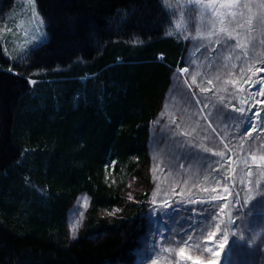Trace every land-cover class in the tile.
<instances>
[{
    "label": "trees",
    "instance_id": "16d2710c",
    "mask_svg": "<svg viewBox=\"0 0 264 264\" xmlns=\"http://www.w3.org/2000/svg\"><path fill=\"white\" fill-rule=\"evenodd\" d=\"M34 1L46 41L14 74L0 46V264H126L147 200L126 182L147 190L152 125L186 45L165 34L159 0ZM82 193L71 243L66 212Z\"/></svg>",
    "mask_w": 264,
    "mask_h": 264
},
{
    "label": "rangeland",
    "instance_id": "374dc122",
    "mask_svg": "<svg viewBox=\"0 0 264 264\" xmlns=\"http://www.w3.org/2000/svg\"><path fill=\"white\" fill-rule=\"evenodd\" d=\"M4 1L0 46L14 74L11 65L23 67L30 50L46 41V31L34 0L8 7ZM159 1L169 15L165 34L181 39L186 50L152 125L147 190L132 177L126 182L131 201L147 191L126 264H264V0ZM228 5L242 14V27L222 18L213 23ZM222 29L238 35V43L216 45L213 32ZM257 109L256 127L242 125ZM89 207L84 193L70 203L64 226L71 243L82 237Z\"/></svg>",
    "mask_w": 264,
    "mask_h": 264
},
{
    "label": "snow or ice",
    "instance_id": "6c2138e0",
    "mask_svg": "<svg viewBox=\"0 0 264 264\" xmlns=\"http://www.w3.org/2000/svg\"><path fill=\"white\" fill-rule=\"evenodd\" d=\"M164 2L166 3L167 0H164ZM229 7H231V11H229ZM211 11L213 13H216V8L213 7L211 9ZM220 17H215L214 16V19H213V23L215 22V19L217 18H222V22L226 25H231V24H240V26L242 27L243 25L241 24V20H242V14L239 13L238 9L236 8L235 5H228V6H222L220 8ZM213 35H215V43L216 45H220L221 43H228L229 41L233 42V43H238V35L236 37H233L232 35H224V31L222 29L221 33L219 34H216L213 32ZM209 39H211V37H209ZM214 50V49H213ZM185 71L187 70V66L185 65ZM262 71H264V69H260ZM252 87L254 88L255 85H252ZM189 88V92L191 93V87L188 86ZM260 95H264V87H262L260 89ZM193 98L196 99L197 103H199V99L198 97H196L194 94H193ZM203 107L207 108V105H204ZM225 107L227 108L228 106L225 105ZM233 111H237L239 112L241 115H244L245 114V109L243 108H239V109H236V108H233ZM248 113H251V107H249V109L247 110ZM259 113H260V109H257L256 110V113L252 114V115H248L246 117V119L244 120H241V124L242 125H246L247 127L249 128H252L254 129L256 127L255 123L253 122V116H256L257 118H259ZM220 115H223V113H218ZM251 133L249 132V135ZM210 208L212 206H209ZM193 212L195 213L196 212V209H192ZM214 235V234H213ZM183 240V239H181ZM221 249L224 247L223 244H221L219 246ZM183 252V249H181V253ZM218 255V253H217Z\"/></svg>",
    "mask_w": 264,
    "mask_h": 264
}]
</instances>
